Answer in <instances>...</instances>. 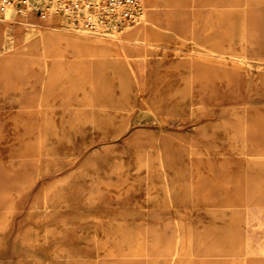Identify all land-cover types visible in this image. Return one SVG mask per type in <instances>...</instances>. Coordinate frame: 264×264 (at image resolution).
I'll return each mask as SVG.
<instances>
[{"label": "rangeland", "instance_id": "obj_1", "mask_svg": "<svg viewBox=\"0 0 264 264\" xmlns=\"http://www.w3.org/2000/svg\"><path fill=\"white\" fill-rule=\"evenodd\" d=\"M140 1L110 34L0 8L7 261L264 264V0Z\"/></svg>", "mask_w": 264, "mask_h": 264}, {"label": "built area", "instance_id": "obj_2", "mask_svg": "<svg viewBox=\"0 0 264 264\" xmlns=\"http://www.w3.org/2000/svg\"><path fill=\"white\" fill-rule=\"evenodd\" d=\"M37 11L42 17L63 14L84 30L110 34L135 23L143 15L140 0H0V8Z\"/></svg>", "mask_w": 264, "mask_h": 264}, {"label": "crops", "instance_id": "obj_3", "mask_svg": "<svg viewBox=\"0 0 264 264\" xmlns=\"http://www.w3.org/2000/svg\"><path fill=\"white\" fill-rule=\"evenodd\" d=\"M147 1H148L149 5H148ZM145 5H148L150 7V1L145 0ZM189 72L190 71L188 70V74L190 75ZM0 222H5V213H1V211H0ZM6 239H8V243H11L12 245L17 242L18 238L16 237V235H14V225H11V224L8 225V229L6 231L5 224L1 225V223H0V264H17L16 263V262H18L17 257H16V259L11 258L8 261L5 259V256L3 253L5 251L4 247H6V242H7ZM13 254H16V253L13 252ZM18 258H19V256H18ZM18 264H19V262H18Z\"/></svg>", "mask_w": 264, "mask_h": 264}, {"label": "bare ground", "instance_id": "obj_4", "mask_svg": "<svg viewBox=\"0 0 264 264\" xmlns=\"http://www.w3.org/2000/svg\"><path fill=\"white\" fill-rule=\"evenodd\" d=\"M213 16V15H212ZM208 41V40H207ZM229 42V41H228ZM216 43V42H215ZM222 45V44H221ZM227 46V45H226ZM226 46H224V47H226ZM126 48H127V51L130 53V46H128V45H126ZM229 48V47H228ZM131 67H132V70H133V72H134V74L137 76V75H139L140 74V69L134 64V62H132V60H131ZM221 69L220 68H211V72L215 75H217L219 72H221L220 71ZM150 116H151V118H153V119H159V118H157V114H155L154 112H151L150 111ZM118 224V223H117ZM121 224V223H120ZM124 225V224H123ZM121 228V227H120Z\"/></svg>", "mask_w": 264, "mask_h": 264}]
</instances>
